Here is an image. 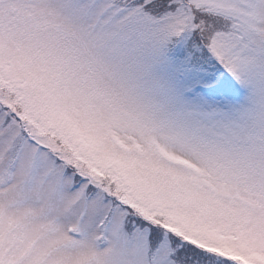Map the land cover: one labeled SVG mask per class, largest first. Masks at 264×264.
Returning a JSON list of instances; mask_svg holds the SVG:
<instances>
[{"label":"snow or ice","instance_id":"6c2138e0","mask_svg":"<svg viewBox=\"0 0 264 264\" xmlns=\"http://www.w3.org/2000/svg\"><path fill=\"white\" fill-rule=\"evenodd\" d=\"M0 264H264V0H0Z\"/></svg>","mask_w":264,"mask_h":264}]
</instances>
